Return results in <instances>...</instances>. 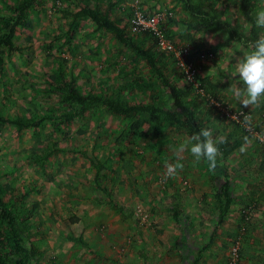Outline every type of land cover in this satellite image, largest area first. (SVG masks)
I'll list each match as a JSON object with an SVG mask.
<instances>
[{"label":"rangeland","instance_id":"obj_1","mask_svg":"<svg viewBox=\"0 0 264 264\" xmlns=\"http://www.w3.org/2000/svg\"><path fill=\"white\" fill-rule=\"evenodd\" d=\"M19 1L0 0V15H11L9 6ZM194 1L205 8L212 3L225 20L248 30L238 0ZM97 5L110 7L111 20L137 44L155 50L174 84L191 88L187 100L213 139L244 135L222 118L218 105L246 111L264 133V99L249 106L235 102L230 85L237 82L226 71L250 48L223 31H194L180 0H44L29 11V27H20L14 38L23 53L3 47L0 68V116L46 118L40 127L21 132L0 121L1 196L19 204L39 251L31 264H145L141 252L149 264H193L204 247L198 264H228L237 242L239 264H264V148L256 137H246L220 162L218 175L227 172L233 202L218 224L214 195L223 180H213L209 164L187 148L178 152L190 137L185 130L149 116L133 129L137 118L115 117L102 108L64 122L70 108L61 102L60 72L76 78L85 94H121L128 103L171 106L169 90L145 61L88 18L72 16ZM260 9L264 0H258L255 12ZM136 12L161 16L176 46L189 44L194 61L189 63L200 66L194 82L184 77L174 53L161 54L165 51L136 30ZM177 160L183 167L166 176L167 164ZM110 199L124 214L111 209ZM173 207L189 216V240L172 216Z\"/></svg>","mask_w":264,"mask_h":264},{"label":"trees","instance_id":"obj_2","mask_svg":"<svg viewBox=\"0 0 264 264\" xmlns=\"http://www.w3.org/2000/svg\"><path fill=\"white\" fill-rule=\"evenodd\" d=\"M180 1L183 3L184 9L191 15L192 19L189 26L194 31H223L227 33L233 41L242 44L245 48H251L255 40L260 36H264V28L258 27L254 22L256 13L255 9L258 0H238L239 12L243 18V22L248 25V30H244L239 23H231L225 20L223 18V11L215 8L212 3H209V6L205 8L204 5L195 3L194 0ZM43 2L44 0H20L9 6L11 15H0V68L4 66V58L2 56L3 47H7L10 51L23 53V48L15 46L14 38L20 27H29L27 23L29 11ZM110 14V7L103 10L97 5L95 7L85 6L73 13L72 16L74 19L88 18L95 23L98 30H104L112 34L117 41L145 61V63L154 70L160 83L169 90L171 106L166 109L152 103H128L122 98L121 94L117 96L96 93L85 94L78 87L76 78L72 77L71 79H67L65 78L64 73L60 72V77L62 79L60 85L61 102L66 103L70 108L69 112L64 115V122H71L78 117H84L86 113L93 109L102 108L115 117L123 119L137 118L138 120L132 125L133 129L140 127L142 116H149L152 118H158L161 122L173 124L176 127L185 130L190 136L193 133H198L200 129L204 128V126L198 121L197 112L192 106L193 102L187 100L191 94V88H189V90H184L174 84L167 76L164 68L158 63L157 55L154 52L155 50L153 51L150 48H144L137 44L127 35L124 28L121 27L118 22L111 20ZM167 25V23L165 24L161 22L160 28L164 37L172 40L171 31L167 29ZM144 34L154 41L155 46L159 47V40L155 35L148 31H144ZM187 44L188 43L184 42V44L180 45L186 46ZM161 54L165 55L167 53L163 52ZM187 58L188 59L185 60L186 63L194 62L192 61L191 53ZM201 60L202 58L199 57L198 61ZM195 66L198 70L200 69V66H198L197 63ZM198 74L194 79H196ZM184 77L187 78L186 75H184ZM190 82L192 83L194 81L190 80ZM216 108L219 113H222V110H220L218 106H216ZM225 110L228 109L225 108ZM221 116L234 125L235 133L242 132L244 135H241V138H234V140L227 137L222 139L221 143H218V152L220 155H216L215 167L211 168L214 173L213 180H223L214 195L215 203L219 210L218 224L224 222L233 202V189L227 172L224 171V175H220L221 177L218 175L219 172H221L220 162L227 159V157L239 149L245 142L246 137L253 136L250 132L244 131L241 123L230 119L225 114ZM45 120L46 118L44 117L39 120L23 117L9 120L0 116V121L16 126L20 132L29 128L36 129L40 127ZM253 129L258 132L259 136H264V133L256 125L253 126ZM257 139L259 140L258 137ZM261 145L263 146L261 147L264 148V144ZM206 163L209 164L207 161ZM260 170L264 172V157L260 164ZM98 175L99 173H97L96 177H98ZM2 192L3 187L0 183V264H31L34 259H36L39 251L30 242V231L26 226L25 218L19 210V204L13 200L4 201L1 196ZM108 203L113 211L124 214V210H122V208H120L112 199H110ZM172 216L180 225L184 240H189L188 232L186 230L189 229L190 226V223L188 222L189 216L183 215L182 212L175 207L172 208ZM205 249L206 247L198 252V256L193 261V264H198L200 262ZM141 255L144 259V263L149 264L146 253L141 252Z\"/></svg>","mask_w":264,"mask_h":264},{"label":"clouds","instance_id":"obj_3","mask_svg":"<svg viewBox=\"0 0 264 264\" xmlns=\"http://www.w3.org/2000/svg\"><path fill=\"white\" fill-rule=\"evenodd\" d=\"M254 22L258 27L264 28V9L255 13ZM236 48L239 50L240 46L236 45ZM226 71L229 78H235L232 80L237 82L230 85L235 102L249 106L264 99V36L255 40L249 50L237 55L233 65ZM221 142L222 139H213L210 129L202 128L198 133H193L188 140L183 141L178 152H183L187 148L197 161L203 158L209 163L210 168H214L218 143ZM166 167L165 175L171 176L183 165L177 160L175 163H168Z\"/></svg>","mask_w":264,"mask_h":264},{"label":"built area","instance_id":"obj_4","mask_svg":"<svg viewBox=\"0 0 264 264\" xmlns=\"http://www.w3.org/2000/svg\"><path fill=\"white\" fill-rule=\"evenodd\" d=\"M161 16L159 15H150L148 18H145L141 12H136L135 19L133 23L135 24L136 30L139 31H148L155 35L159 40V48L167 53H174L177 58V64L182 69L184 75L187 76L189 80H194L195 76L198 74L199 70L193 63H186L185 59L191 52L189 45L186 46L180 45L176 46L175 42L170 39H166L160 28ZM222 113L227 115L230 119L241 123L244 128V131L250 132L254 137H258L261 144H264V136H259L258 132L253 129V121L250 115L245 111L230 112L220 107ZM247 118V119H246ZM241 256V248L239 242H237L230 254V260L228 264H239Z\"/></svg>","mask_w":264,"mask_h":264}]
</instances>
